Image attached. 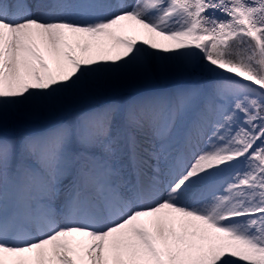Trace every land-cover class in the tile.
Listing matches in <instances>:
<instances>
[{"label": "snow or ice", "instance_id": "1", "mask_svg": "<svg viewBox=\"0 0 264 264\" xmlns=\"http://www.w3.org/2000/svg\"><path fill=\"white\" fill-rule=\"evenodd\" d=\"M0 264H264V0H0Z\"/></svg>", "mask_w": 264, "mask_h": 264}, {"label": "bare ground", "instance_id": "2", "mask_svg": "<svg viewBox=\"0 0 264 264\" xmlns=\"http://www.w3.org/2000/svg\"><path fill=\"white\" fill-rule=\"evenodd\" d=\"M125 2L128 3V4H131V3H134L135 0H125ZM149 50L152 51L151 49H149ZM157 83H158V85H156V83H153L151 85H148V86H145V87H142V88L129 89L127 91H131V93H127V95L129 97H133V96L143 95V94H146V93H149V92L165 90L167 88L173 87V85L170 84L169 82H157ZM106 102H111L108 97H103V98L100 97L98 99H94V100L82 103V104L77 105L75 108H73V109H71V110H69L67 112L59 113V114H63L64 117H65V115H67L65 119H63L64 117H62L61 120H59L57 122H54V123L48 122V123L53 124L51 127L57 126V125L62 124V123H66L68 121L73 120V117L79 115L82 112L93 111V110H97L99 108L104 107ZM82 110H84V111H82ZM72 113H73V115H72ZM56 116H54V117H52V118H50L48 120H44V121H41V122L39 121V122L40 123H47V121H51V119H54ZM48 128H50V126L49 127H42L41 129H39V128L37 129V128H35V125L32 124L31 126H29L26 129H17L16 131L24 130V131L39 132V131H45Z\"/></svg>", "mask_w": 264, "mask_h": 264}, {"label": "rangeland", "instance_id": "3", "mask_svg": "<svg viewBox=\"0 0 264 264\" xmlns=\"http://www.w3.org/2000/svg\"><path fill=\"white\" fill-rule=\"evenodd\" d=\"M156 85H158V83H156ZM127 93H131V91H127ZM100 98V97H99ZM101 98H103V97H101ZM98 99V98H97ZM82 111H84V110H82ZM75 113V112H74ZM72 115H73V113H72ZM66 116L67 115H65V117H64V115L63 114H59V115H57L54 119H51V121H47V123H40V122H36L35 124H33V125H35V128H40L41 126H45V125H50L51 123H54V122H57V121H59V120H61V118L62 117H64L63 119H65L66 118ZM76 117V116H75ZM75 117H73V119L75 118ZM48 122H51V123H48ZM17 129H13V131H16Z\"/></svg>", "mask_w": 264, "mask_h": 264}]
</instances>
